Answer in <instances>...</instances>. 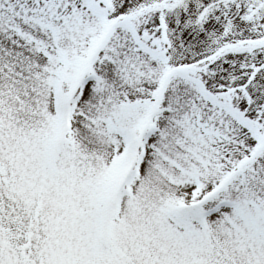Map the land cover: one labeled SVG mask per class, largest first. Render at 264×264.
Returning a JSON list of instances; mask_svg holds the SVG:
<instances>
[{"label":"snow or ice","instance_id":"snow-or-ice-1","mask_svg":"<svg viewBox=\"0 0 264 264\" xmlns=\"http://www.w3.org/2000/svg\"><path fill=\"white\" fill-rule=\"evenodd\" d=\"M0 264H264V0H0Z\"/></svg>","mask_w":264,"mask_h":264}]
</instances>
